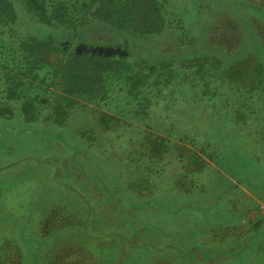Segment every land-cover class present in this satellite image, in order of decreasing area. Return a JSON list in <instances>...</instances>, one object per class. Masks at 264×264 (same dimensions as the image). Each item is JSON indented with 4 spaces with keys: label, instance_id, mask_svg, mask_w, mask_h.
<instances>
[{
    "label": "rangeland",
    "instance_id": "obj_1",
    "mask_svg": "<svg viewBox=\"0 0 264 264\" xmlns=\"http://www.w3.org/2000/svg\"><path fill=\"white\" fill-rule=\"evenodd\" d=\"M11 1L18 22L0 23V101L13 108V115L0 114V132L6 128L3 138L8 140L0 143V181L3 179L9 185L5 200L0 201V264H35L32 253L26 257L24 249L20 253V247L12 242L16 227L1 215L21 219L29 216L25 228L28 233L56 235L54 241H47V264H121L113 251L114 241L110 247L97 239L91 245L84 231L86 202L98 209L103 221H98L100 226L112 223L113 231L127 232L122 222L113 220L111 197L92 185L95 181L100 186L98 178L104 179L107 188L124 193L132 203L163 206L181 196L197 200L196 208H209L215 203L204 212L194 208L178 218L198 224L192 239L193 245L201 248L207 246L216 253L244 246L248 249L251 247L247 243L264 236V0H177L175 5L184 15V24H179L170 41L161 40L149 52L115 37L110 28L99 29L95 17H88L77 31L74 26L67 29L66 18L58 21L60 27H47L27 15L19 2ZM75 1L83 4L86 0H55L50 4H56L64 13L59 5L68 8ZM49 37L61 43L59 50L48 52L47 47H42L35 50L29 61L37 58L41 65H46L50 58L58 64L82 46L89 50L83 54L91 53L90 49L95 47H114L138 51L143 57L134 58L133 65L140 60L157 62L163 64L164 71L169 70L165 65L169 58L180 62V52L173 49V40L175 46L187 40L194 42L190 46L194 53L208 51L189 55L187 60L204 55L202 63L210 65L213 81L186 76L181 84L165 88L153 100L157 95L150 93L153 87L147 86L149 77H142L144 67L137 66L139 73L132 76L134 84L127 81L137 88L134 92L110 82L109 94L108 88H100L103 91L99 95L78 99V105L66 108L65 115L51 120V105L56 106L52 103L60 94L62 83L49 68L47 73L42 68L37 71L39 80L27 78L33 87L25 97L39 95L51 105L36 106L39 116L31 121L21 108L22 91H15L19 102L15 98L9 100L7 71L2 68L3 64L29 68L35 62L23 60L30 56L23 52V43L29 39L46 42ZM248 38L251 41L245 43ZM66 42L70 52L64 48ZM235 57L241 62L238 71L243 75L239 79L229 76ZM248 71L257 73V77H247ZM115 74L120 75L117 70L107 75L106 86ZM149 93L152 100L147 99ZM141 100L149 107L137 108ZM103 113L107 115L101 118ZM9 129L28 130L35 135L47 130L53 135L61 132L63 139L47 140L45 136L44 143L36 144ZM47 143L52 144L49 149ZM75 148L79 150L77 162L71 158ZM57 159L60 166L56 165ZM85 167L92 175L85 172ZM218 190L221 197L225 196L217 206L213 194ZM75 191L83 194V202L77 197L73 199ZM201 198L203 201L199 202ZM31 211L35 213L30 214ZM132 242H139V235ZM57 245L59 249H55ZM102 249L108 253H101ZM251 255L252 251L248 256ZM198 259L203 260L202 255ZM168 260H160V264ZM126 264L133 263L127 260ZM195 264L229 261L220 255Z\"/></svg>",
    "mask_w": 264,
    "mask_h": 264
},
{
    "label": "trees",
    "instance_id": "obj_2",
    "mask_svg": "<svg viewBox=\"0 0 264 264\" xmlns=\"http://www.w3.org/2000/svg\"><path fill=\"white\" fill-rule=\"evenodd\" d=\"M15 1L19 2L18 6L22 7L27 15H31L40 25L47 27H60L57 26L60 25L58 21L66 18L68 19L67 29L74 26L77 31L79 27L81 29V27L86 24L88 17H95L98 23L96 25H98L99 29L110 28L112 31L111 34L116 35L115 37L119 36L125 41L127 40L128 42L139 45L145 50L143 52H149V48L152 45H155L163 39H169L170 41L172 36L178 32L177 27L179 24H184L185 22L182 19L184 18L182 12L179 10L177 11V8H179V6L175 5L177 0H86L83 4H79L78 1H75L73 2L74 6L69 3L68 8H65L62 4L59 5L62 10L66 11L64 13L56 8V4H50L54 3L55 0H47V3L45 0ZM78 4L79 6L77 7L79 8H75ZM179 16L181 18H179ZM3 22H8V24L11 25H15V23L18 22L17 11L11 0H0V23ZM246 22L250 23L249 21ZM108 34L112 36L109 31ZM247 34L249 36V33ZM250 41V38H248L245 40V43ZM175 45L173 40V49L176 47L180 52L177 56L180 62H174L173 59L169 58V60L165 61V65L169 67V70L164 71L162 63L154 62V64H150L147 61L140 60L136 62V65L131 64L134 58L143 57L138 55V51L135 50L132 52L131 49L127 50V57L115 56L106 58L98 54L94 55L88 53L78 55L72 52L67 60L58 64H54L50 61V58H47V64L41 65L37 58H31L30 61L35 62L31 65L28 58L35 55V50L47 47L48 52H53L57 49L59 50V47L55 43V37L47 38L46 42H37L32 39L25 40L23 43V52H28L30 56H25L23 60L30 63V67L25 68L23 66L18 68L15 64H3L2 69L7 71L5 76L8 80L7 84L9 85V100L15 98V100H17L15 102H19V96H16L17 94L15 91H22L20 95L22 96L21 99L24 100H22L21 108L25 111L29 120L36 121L39 116V110L36 106L51 104L49 100L45 102L43 97L39 95L25 97L31 92L33 87V82H29L27 78L33 77L36 78L34 80H39L40 75L37 71L42 70V68L45 69L44 72L46 73L47 68H49L50 72H54V75H56L57 79L62 83L61 92L55 97L52 103L56 106L53 107L51 105L53 108L50 110L49 119L51 120H57L62 114L65 115L66 108L78 105V99L85 100L86 98L94 96V94L99 95L103 90H106V88H108L109 94L110 82L119 83V85L128 87L131 92H134L137 88H132L130 83L127 84V81L129 79V81L134 84V78L132 76H136L139 73V71H137L138 69H136L137 66L144 67V71L140 72L145 74V76L142 75V77H149L147 86L148 88L153 87L152 91L149 92L157 95L155 98L152 97L153 100L160 97L162 94L159 93H163L165 88L181 84L186 76H190L192 80L193 78H199L200 81L207 82L209 79L213 81L210 65L202 63L204 60L202 56L204 55H201V58L199 57L194 61L187 60L189 55L206 54L208 51L202 50L194 53V51L190 49V46H193L194 42H189L187 40L181 41L178 46ZM61 49L62 48H60V50ZM66 50V52H70L68 47ZM234 60L233 66L230 67L232 69L229 71V76H231V79H239V76L243 75V73H239L238 71V66L241 65V62H239L236 57ZM199 63H201V66L205 65L201 72V66H198ZM185 65H187V67H189L187 69L190 70H187ZM114 70H117V73L120 75L115 74L112 76L108 86H106L108 83L107 75ZM125 72L126 74H124ZM248 76L253 79L257 77V73L248 71L247 77ZM137 79L140 81L141 78ZM44 80L45 79H42L41 81ZM100 88H103L101 92ZM150 93L147 99L152 100V98H150ZM114 101L115 98H113V102H111L109 108ZM148 105L146 101L141 100L137 104V108H142L143 110L149 107ZM0 114L13 115V108L9 104L0 101ZM106 115L105 113L101 114V118H104ZM3 129L5 130L6 128ZM4 130L0 132V143H2V145L8 141L3 138ZM9 130L14 134H19V136H25L28 140L35 141L36 144L44 143L45 136L47 140L50 138L63 139L61 132H57V134L53 135L51 131L47 130V133L42 132L41 135H35V133L28 130ZM51 146V143H47V149ZM76 151L79 152V150L75 148V152L72 154L73 156L71 158L77 162L79 154ZM59 163L60 160L57 159L56 165L58 164V166H60ZM83 169L88 175H92L87 171V167ZM97 180L100 181V186L95 185V181L92 182V185L99 193L100 191L101 194L105 192L111 197L113 210L115 212L113 220L122 222L127 232L125 234H119L117 231H113V228H111L112 223L100 226L98 221L101 223H103V221L99 219L100 215L97 214L98 209L95 205L84 202V209H87V213L84 216L85 220H82V222H84L83 224L85 226L84 231L91 239L87 242L88 244L91 243V245H94L95 239L99 241L103 240L110 247V245H112L110 243L114 241L113 244L115 246L113 251L115 255H118V257H116L119 258L121 264H126L127 260H130L133 264H160V260L166 259L169 260L164 264H195L199 261H206L211 257H219L220 255L228 258L229 264H264V236L260 237L259 240L256 239L246 244V246L251 248L246 249L244 246L243 249L232 248L230 251L220 253H216L215 249L208 248L207 246L201 248L200 245H193L194 239L192 238H195L197 234L196 227L198 224L189 222V225L186 222L180 221L178 219L180 218V214L186 213L187 210L194 211V208L197 209V211L204 212L213 207L215 203L209 208H205V206L204 208H196L194 207V202L197 200L194 199L193 201L184 196L171 199V202H167V204L163 206L154 203H132L123 196L124 193H118L115 190L107 188V186L103 184V178H98ZM8 186L7 181H3V179L0 181V201L5 200L4 195H6L7 189H9ZM99 187H101V190H99ZM74 194L76 195L73 198L74 200L79 198L80 200L78 201L83 202V194L81 192L75 191L73 195ZM215 195L216 204L218 206L225 195L221 197L219 190L216 194H213V197ZM201 201H203V198H201L199 202ZM171 205H175V208H171ZM34 213L32 211L30 212V214ZM27 215H29V213H27ZM1 217L6 218L9 224L11 222L16 227L14 228L16 230H14L15 232L13 233V237L11 236V239L12 242L14 241L15 244L20 247V253H22L24 249L26 257L32 253V259H34L35 264H47V254H45L47 241H54L56 235L52 236L50 233V235L45 236L42 233L39 235L37 232L34 234L28 233L25 228H27L26 223L29 216L24 219L8 217L7 215H1ZM106 229L108 231H104ZM138 235L139 242H132L134 237ZM59 246L60 245H57L55 249H59ZM250 249L252 251L251 257L248 256L251 252ZM128 252L131 255H128ZM101 253L105 254L108 253V251L102 249ZM71 255L66 257V259L71 258ZM201 255L203 260L198 259ZM26 257L24 261H26ZM59 264H61V262ZM96 264H98V262Z\"/></svg>",
    "mask_w": 264,
    "mask_h": 264
},
{
    "label": "water",
    "instance_id": "obj_3",
    "mask_svg": "<svg viewBox=\"0 0 264 264\" xmlns=\"http://www.w3.org/2000/svg\"><path fill=\"white\" fill-rule=\"evenodd\" d=\"M56 44L58 46L61 45V43H59V42H56ZM63 45H64V48H66V46H69V43L66 42ZM87 52H89V50L84 46H82L76 50V53L78 55L83 54V53H87ZM90 52L94 55L98 54L99 56H104L106 58H112L115 56H120V57H126L127 56V51L122 50L121 48H114V47H109V48L95 47V48L90 49Z\"/></svg>",
    "mask_w": 264,
    "mask_h": 264
}]
</instances>
